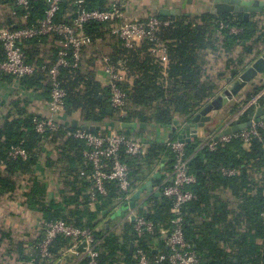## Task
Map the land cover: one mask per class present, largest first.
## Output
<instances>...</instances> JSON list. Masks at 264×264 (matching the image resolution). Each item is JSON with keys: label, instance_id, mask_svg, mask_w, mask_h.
Returning <instances> with one entry per match:
<instances>
[{"label": "trees", "instance_id": "1", "mask_svg": "<svg viewBox=\"0 0 264 264\" xmlns=\"http://www.w3.org/2000/svg\"><path fill=\"white\" fill-rule=\"evenodd\" d=\"M76 1L86 10H102L108 5L107 0H61L56 21L72 19L78 8ZM44 11L45 0H30L28 24L42 19ZM156 16L171 22L158 32L169 60L165 75L146 41L127 48L110 34L108 23L85 25L90 44L83 49L82 56L90 52L92 57L85 60L82 57L74 69L60 70L67 116L77 112L80 126H101L112 120L172 129L176 118L188 123L221 91V73L244 68L249 58L264 50V20L255 19L256 14L248 20L239 13L214 15L208 11L175 17ZM220 22L226 27H220ZM232 27L240 28L241 32L232 33ZM58 41L60 37L48 35L21 45L25 62L37 66L38 70L20 78L19 84L25 89L41 90L46 101L49 86L42 69L55 61L61 48ZM103 48L107 49L112 62L125 61L126 69L119 83L126 95L124 116L111 109L109 88L101 85L95 76V61ZM3 59L0 46V62ZM0 77L7 84L13 81L8 75ZM261 103L264 105V98ZM238 109V104L232 103L226 111L232 114ZM253 113L248 110L239 121L246 122ZM40 117L18 93L0 101V204L17 203L38 215L43 223L62 220L93 230L94 247L98 251L96 264H134L136 249H142L149 256L155 254V246L165 252L158 231L173 227L171 221L176 216L171 212L172 199L163 196L159 189L143 200L147 209L139 208L138 212L152 223V232L136 233L131 218L116 224L130 204L133 202L134 206L138 200H131L130 204L122 205L118 213H113L112 204L123 194L114 183L106 182V194L97 195L98 201L92 204L85 194L91 172V165L83 156L85 144L67 137L62 128L37 133L35 122ZM67 130L76 129L69 126ZM119 132L134 135L142 130L123 128ZM179 135L180 132L170 138L178 139ZM16 145L27 153L25 160L8 156L10 148ZM185 155L195 182L186 186L194 197L181 207V229L185 242L196 254L197 264H264V130H259L258 137L248 146L232 140L218 144L214 150L195 138L185 142ZM122 159L135 183L142 182L147 176L145 171L159 163L157 172L166 174L173 166L172 154L164 142L149 143L143 156L122 155ZM40 164L44 169L43 180L37 172ZM222 168L237 173L224 176ZM164 177L159 175L156 187ZM112 216V223L103 228L104 220ZM44 235V229L40 230L28 245L15 242L8 232L0 231V264H56L70 241L56 236L48 247L52 255L49 261L30 250ZM88 261L86 256L76 257L70 264H88Z\"/></svg>", "mask_w": 264, "mask_h": 264}, {"label": "built area", "instance_id": "2", "mask_svg": "<svg viewBox=\"0 0 264 264\" xmlns=\"http://www.w3.org/2000/svg\"><path fill=\"white\" fill-rule=\"evenodd\" d=\"M60 3L61 0H45L43 18L37 19L33 24H28L30 0H0V46L4 55L3 61L0 62V75L13 77L11 84L18 87L20 78L33 75L38 70L37 66L25 62L22 43L48 35L60 37L58 44L61 48L55 61L47 69H42L45 71V78L49 86V98L46 101V115L36 120L35 131L42 134L45 130L55 131L62 128L66 131L67 137L82 141L86 146L83 156L91 165V172L88 176L89 187L85 190V194L94 204L98 201L97 195L106 194L105 183H114L123 194L111 206L112 212L117 213L122 205L130 204L132 196L142 184L132 181L129 168L123 161L122 155L143 156L147 152L149 143L135 135H126L115 129L107 128L105 122L97 132L81 129L67 130L69 126L62 122L63 115H65L66 92L62 87L60 70L62 68L74 69L82 61V51L90 44L89 37L85 33V25L90 22L108 23L110 34L119 39L127 48L146 41L150 45L149 52L154 55L156 62L162 67V59L164 58H160V55L166 52V47L158 32L171 22L162 20L156 15H150L144 19L131 16L124 9L121 0H111L110 4L102 10H86L80 6V1H76L75 4L78 8H76L74 17L67 22L56 21V13ZM219 26L226 27L221 22ZM230 31L236 34L241 32V29L232 27ZM101 62L105 86L109 88L110 107L117 115L124 116L126 95L119 83L122 80V72L126 69L125 61L112 62L108 55H102ZM163 75H165L164 71ZM32 91L27 89L28 93ZM263 98L264 83L250 91L242 101L235 99L233 103L238 104L239 109L235 113H228L217 124L216 132L209 135L204 141L207 147L214 150L218 144H225L232 140H239L244 146H248L254 138L258 137V131L264 130V118L259 122H254L256 110L263 106L261 103ZM6 100L0 98V101ZM248 110L254 111L248 119L250 126L238 132L223 135V131L239 121L240 116ZM163 142L172 154L173 166L171 172L165 175L155 190L160 189L163 196L172 199L171 212L176 217L171 221L173 226L171 229L161 228L158 231L159 241L163 243L166 251H160L155 246V254L149 256L142 249H136L134 251V264H197L195 252L190 244L184 240L181 229L183 220L180 213L181 207L194 197L186 189V186L194 183L195 177L189 172L188 159L185 155V142L170 137ZM44 146L46 150L49 149L45 144ZM8 156L12 159L21 158L25 160L27 153L20 145H16L10 148ZM159 168L160 163L148 170L146 178L157 172ZM43 171L42 164H40L39 169H37L40 180L45 179ZM221 173L224 176H233L237 171L222 168ZM139 208L142 211L147 209L142 199L138 200L134 206L128 207L124 216L116 221V224L131 218L136 233L152 232V223L139 214ZM262 217L264 219V213ZM43 229L45 231L44 238L35 246L30 247L31 252L50 261L52 255L49 253L48 247L51 241L60 235L69 239L70 243L66 249L62 250L60 259L56 264H61L66 255H73L77 258L86 256L89 258L88 264L97 263L98 251L94 247L93 230L76 227L62 220L43 223L39 217L38 234ZM82 244H85L84 251L78 252L77 249Z\"/></svg>", "mask_w": 264, "mask_h": 264}, {"label": "crops", "instance_id": "3", "mask_svg": "<svg viewBox=\"0 0 264 264\" xmlns=\"http://www.w3.org/2000/svg\"><path fill=\"white\" fill-rule=\"evenodd\" d=\"M107 1L108 4H110L111 0H107ZM121 1L122 4L124 5V9L129 15L143 19L149 17L150 15H157V14L159 15V11L161 9H174L180 11V15H189L190 13H200L206 11L210 12L212 8L211 0H121ZM257 18L264 19V14L262 16L259 15L255 17V19ZM139 44L141 43H138L136 45ZM99 48L100 47L97 46V49ZM100 53L101 56L108 55V51L105 48H103ZM101 56H98V58H96L95 61L96 64L95 76L97 81L101 85L105 86V77L101 72V63H102ZM91 57H92L91 53L88 52L85 54L83 59L85 60L86 58H91ZM160 58H164L162 59L163 62L162 67L165 72L167 65L169 63L167 51L164 54L160 55ZM221 75H222V80L220 81V85L222 90L223 87L226 85L225 79L226 77H228L229 73H225V74L221 73ZM249 87L251 86L247 85L244 88V92L245 91L248 92ZM253 89H251L250 91H252ZM14 93H19L22 97L26 98L27 101L32 105V110L36 111L38 114H40V116L46 115V98L44 97L41 90L32 91L31 93H28L27 89H25L20 84L18 87L17 86L15 87L11 83L7 84L3 81V79H0V98L8 99ZM244 97H246V95L245 96L243 95L240 98H237L236 100L242 101ZM227 114L228 112L224 111L221 114V116L225 117V115ZM78 118L79 115L77 112H74L69 116L65 114L63 115L62 122L68 126H71V122L73 120L78 121ZM188 123H183L176 118L172 123V127H174V132H172L173 128L171 129L158 125H148V124L142 125L135 123L133 124L131 123L133 126L132 128H128V129L142 130V133L139 134L134 133V135L143 138L144 141H147L148 143H152L155 141L163 142L166 138L170 137L169 136L170 134L177 135L178 134L177 131L179 130V128H182L184 125ZM78 125H80L79 121H78ZM105 126L107 128L115 129L116 131H121L123 129L121 123L112 120L106 121ZM216 129H217V124L215 121L211 123H206L203 128L198 129L197 139L201 140V142H204L209 135H212L213 133L216 132ZM156 174L159 175L161 174V176L167 175L166 173H162V172L152 173L150 177L142 180L141 182L142 184L140 188L143 185H145L148 181H150L151 178L155 177ZM156 180H155V184L151 186V191L144 190V192L141 193L138 200L140 199L145 200L146 197H148V195L155 190ZM49 184L51 185L53 183H49ZM38 220H39L38 215L26 210L23 207H20L19 204L17 203L7 201L0 204V231L8 232L9 235L13 237L15 242H26L28 243V245H31V242L34 241V239L38 235ZM106 220H104L102 226L105 224ZM75 258L76 257L74 256V259L70 262L62 261L61 264H70L75 260Z\"/></svg>", "mask_w": 264, "mask_h": 264}, {"label": "water", "instance_id": "4", "mask_svg": "<svg viewBox=\"0 0 264 264\" xmlns=\"http://www.w3.org/2000/svg\"><path fill=\"white\" fill-rule=\"evenodd\" d=\"M211 11L214 15H222L226 13H239L244 20H248L251 15L257 16L264 14V0H211ZM159 15L162 17H175L180 15V11L174 9H161ZM226 85L215 97L209 100L189 121L179 129L180 135L178 137L181 142H190V140L197 138L199 128H203L206 123L213 121L218 124L222 119V113L226 111L235 99L247 95L251 89L258 88L264 83V52L262 51L258 56L248 59L247 65L239 70H232L229 72L228 77L225 79ZM249 85L248 92H244V88ZM112 110L110 109V112ZM264 118V105L256 110L254 122H259ZM123 128H132V124H121ZM250 126V121L246 122L237 121L233 126L226 128L223 135H229L234 132L243 130ZM71 128L81 129L84 131L95 132L100 129V126L93 125H78L77 120L71 122ZM174 132V128L172 129ZM171 136V134L169 135ZM159 178V174L151 178L145 185H143L132 196V201L139 199L144 190L151 191V186L155 184V180ZM133 205V202L130 204ZM118 213V212H117ZM114 216L105 221L103 228H108ZM85 244L78 247V252L84 251ZM133 246H130V252ZM74 259L73 255H66L64 260L70 262Z\"/></svg>", "mask_w": 264, "mask_h": 264}, {"label": "rangeland", "instance_id": "5", "mask_svg": "<svg viewBox=\"0 0 264 264\" xmlns=\"http://www.w3.org/2000/svg\"><path fill=\"white\" fill-rule=\"evenodd\" d=\"M126 7H127V5H126ZM259 20H264V19H259ZM263 25H264V23H263ZM220 67V66H219ZM221 113V112H220ZM223 113V112H222ZM226 116V115H225ZM224 117V116H223ZM145 173L146 174H148V172L147 171H145Z\"/></svg>", "mask_w": 264, "mask_h": 264}]
</instances>
